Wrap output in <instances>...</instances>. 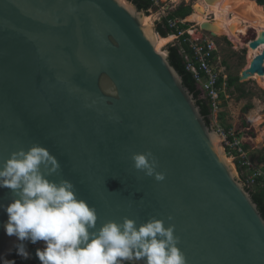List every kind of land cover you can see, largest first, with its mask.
<instances>
[{
  "label": "water",
  "instance_id": "water-1",
  "mask_svg": "<svg viewBox=\"0 0 264 264\" xmlns=\"http://www.w3.org/2000/svg\"><path fill=\"white\" fill-rule=\"evenodd\" d=\"M201 30L218 37L212 23ZM157 37L129 0H0V166L40 144L60 164L50 179L76 186L97 227L155 217L175 225L186 264H264L258 205ZM249 46H264V33ZM255 74L264 51L240 82ZM146 152L163 181L133 168L132 154ZM11 199L0 189V205ZM6 220L0 207V264L15 254Z\"/></svg>",
  "mask_w": 264,
  "mask_h": 264
},
{
  "label": "clouds",
  "instance_id": "clouds-1",
  "mask_svg": "<svg viewBox=\"0 0 264 264\" xmlns=\"http://www.w3.org/2000/svg\"><path fill=\"white\" fill-rule=\"evenodd\" d=\"M131 159L135 170L156 181L165 179L151 152L133 153ZM59 168L56 157L40 144L10 153L0 166V189L12 193L11 201L0 205L7 214L3 229L16 238L17 256L30 259L25 241H43L35 251L40 264H186L175 225L165 227L153 217L137 227L124 217L122 223L109 220L97 227L96 208L77 195L76 186L68 179H50Z\"/></svg>",
  "mask_w": 264,
  "mask_h": 264
},
{
  "label": "built area",
  "instance_id": "built-area-1",
  "mask_svg": "<svg viewBox=\"0 0 264 264\" xmlns=\"http://www.w3.org/2000/svg\"><path fill=\"white\" fill-rule=\"evenodd\" d=\"M167 1H169V5H167ZM180 3L189 6L183 4L182 0H165V2L164 0H152L153 7L151 9H156L159 19L162 20L168 18ZM194 9L193 6L192 12H196ZM185 20L176 18L168 21L169 28L175 32L172 35L175 40L169 47L179 49L186 70L193 75L198 85L201 92L200 97L210 101L212 107L210 120L222 134L225 148L229 151L227 154L235 155L231 160L239 161L243 168L241 173L238 169V174L246 188L248 190L255 189L258 185L264 188V165L254 163L249 158L245 145L242 140L237 138L236 133L233 130L227 131L222 127L220 115L224 110V104L231 100L229 92L233 88L229 89L228 87L229 75L221 64L216 42L217 37L201 30L202 24H189ZM213 20V15L206 16L207 23H212ZM185 26L187 28H184Z\"/></svg>",
  "mask_w": 264,
  "mask_h": 264
},
{
  "label": "rangeland",
  "instance_id": "rangeland-1",
  "mask_svg": "<svg viewBox=\"0 0 264 264\" xmlns=\"http://www.w3.org/2000/svg\"><path fill=\"white\" fill-rule=\"evenodd\" d=\"M182 1L183 4L192 7L195 6V3H199L198 0ZM181 4L182 3L177 7L181 6ZM167 5H169V1H167ZM143 13L144 16L152 18V26L153 29L156 30L157 24L161 22L157 10L153 8L148 13ZM193 14L194 11L190 16ZM185 21L189 24H195V22L188 21V17ZM157 35L158 37H161L158 33ZM257 35V32L251 29L245 36H241V45L235 44L228 37L218 36L216 38L221 64L226 69V73L229 76H239L241 78L242 72L249 67L251 60L249 64L248 57L251 59V51H249L246 45L255 39ZM171 43L162 48L163 53H168V47ZM243 84L244 94L237 89H232L229 92L231 100L229 103L225 104V111H223L220 117L222 127L227 131L233 130L236 133L237 138L242 140L244 145L246 144L245 146H248V148L250 146V150H248L249 158L254 163L264 165V87L258 84L253 78H250V80ZM260 117L262 118V122L258 123L257 120ZM233 157H235V155H231V153L228 154L230 163L238 170L237 162L231 160ZM40 245L43 247L44 242Z\"/></svg>",
  "mask_w": 264,
  "mask_h": 264
},
{
  "label": "bare ground",
  "instance_id": "bare-ground-1",
  "mask_svg": "<svg viewBox=\"0 0 264 264\" xmlns=\"http://www.w3.org/2000/svg\"><path fill=\"white\" fill-rule=\"evenodd\" d=\"M195 5H197L195 7L196 12L188 17V21L205 24L207 23L206 16L211 14L214 16L212 22L213 32L219 37H228L235 44L241 45V36H245L251 29L255 30L258 35L264 33V8L260 7L255 0H216L211 5L205 1H200ZM151 19L144 16L145 27L152 28ZM174 40V36L168 38L157 37V51L163 53L162 48ZM246 46L251 51V55L254 56L250 55L251 62L264 51V46L256 50L251 49L249 44ZM251 78L264 87V75L255 74ZM257 122L261 123L262 118L260 117ZM228 162L230 163V160Z\"/></svg>",
  "mask_w": 264,
  "mask_h": 264
},
{
  "label": "trees",
  "instance_id": "trees-1",
  "mask_svg": "<svg viewBox=\"0 0 264 264\" xmlns=\"http://www.w3.org/2000/svg\"><path fill=\"white\" fill-rule=\"evenodd\" d=\"M133 2L140 11L143 12H149V10L153 7L152 0H129ZM256 3L264 8V0H256ZM192 14V7L191 6H185L181 5L179 6L175 11L171 12L170 16L168 18H164L157 24L156 27V32L162 37V38H168L172 36L175 32L169 28L168 21L170 19H182L185 20L187 17H189ZM184 28H187L185 26ZM168 52H169V60L172 64V66L181 74L184 80L185 86L191 91L192 94H194L196 100L198 101V105L201 109V113L204 116L206 122L208 125L211 126V120H210V115H211V103L209 100L202 99L200 97L201 92L199 91L198 85L191 73H189L186 70V66L184 63V60L179 52V49L177 47H168ZM248 60L250 62V58L248 57ZM243 83H240V77L239 76H229V83L228 87L229 89H237L241 93L244 94L243 90ZM223 98V97H222ZM224 99V98H223ZM226 104V103H225ZM224 104V107H225ZM221 117V115H220ZM248 146H245V150L248 151ZM227 153L229 151L227 150ZM237 165L239 168L240 173L243 171V168L240 166L239 161H237ZM250 193L252 194V197L255 201V203L258 205V208L264 218V188L261 186H256L255 189H250ZM43 241L37 242L36 244H32L30 242L25 241L27 245V249L30 252V250L41 244ZM15 260L16 264H33L29 262L28 260H23L21 257L16 255V252L13 256V258L10 260ZM10 261L4 263V264H10Z\"/></svg>",
  "mask_w": 264,
  "mask_h": 264
},
{
  "label": "crops",
  "instance_id": "crops-1",
  "mask_svg": "<svg viewBox=\"0 0 264 264\" xmlns=\"http://www.w3.org/2000/svg\"><path fill=\"white\" fill-rule=\"evenodd\" d=\"M235 90V89H234ZM223 111H225V110H223ZM223 113V112H222ZM222 113H221V115H222ZM246 145V144H245ZM249 148H250V146H249ZM248 150H250V149H248Z\"/></svg>",
  "mask_w": 264,
  "mask_h": 264
}]
</instances>
